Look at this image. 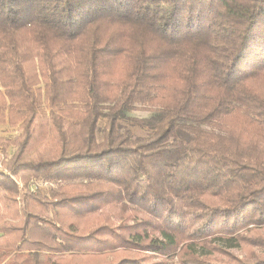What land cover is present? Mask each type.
<instances>
[{
  "label": "trees",
  "instance_id": "obj_1",
  "mask_svg": "<svg viewBox=\"0 0 264 264\" xmlns=\"http://www.w3.org/2000/svg\"><path fill=\"white\" fill-rule=\"evenodd\" d=\"M0 124V264H264V0H0Z\"/></svg>",
  "mask_w": 264,
  "mask_h": 264
},
{
  "label": "rangeland",
  "instance_id": "obj_2",
  "mask_svg": "<svg viewBox=\"0 0 264 264\" xmlns=\"http://www.w3.org/2000/svg\"><path fill=\"white\" fill-rule=\"evenodd\" d=\"M130 117H134V118H147L150 116L149 112H145V111H136V112H132L129 114ZM123 125L126 128H132V131L135 135H142L146 132V130L144 128H141L139 126H135V125H128L127 122H123ZM20 134V130L18 128L15 127H9L7 125L4 124H0V138H5V139H10V138H14L16 136H18ZM13 151V147L9 146L7 148V154L11 155ZM0 157L3 159L4 157L0 155ZM7 160V159H6ZM0 170H2V167L0 165ZM29 188L32 191H35L36 189L39 191H41L42 193H48L47 195H49L48 190L51 188V186L49 185V183L47 182H38V181H31ZM246 252H252L251 255H249V257L247 256ZM226 256L227 260L233 261V260H238V259H250L252 257L255 258H264V250L260 249V248H248L245 245H242L241 248L238 249H230L228 250Z\"/></svg>",
  "mask_w": 264,
  "mask_h": 264
}]
</instances>
